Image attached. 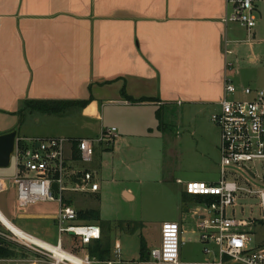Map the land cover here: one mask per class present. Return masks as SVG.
Returning a JSON list of instances; mask_svg holds the SVG:
<instances>
[{"label": "crops", "instance_id": "0c3cea01", "mask_svg": "<svg viewBox=\"0 0 264 264\" xmlns=\"http://www.w3.org/2000/svg\"><path fill=\"white\" fill-rule=\"evenodd\" d=\"M260 3L262 5V0L257 2V9ZM225 9V0H0V134L18 127L16 117L26 100L90 98L78 112L85 119V125L92 128L91 137L85 138H97L102 129L114 126L117 128L114 141L119 137L123 139L130 160L141 158L146 150L143 142H149L154 134L150 107L157 105L156 111H160L162 117V108L167 105L218 106V110L225 73L231 75L235 71L230 56L237 58V44L243 41L236 32L239 24H225L223 21ZM250 58L255 61L251 53ZM235 85L238 95H242L244 85ZM129 96L134 99L154 98V101L132 102L130 105L119 103L125 99L131 101ZM107 105L112 108L110 123H106ZM88 109L95 113H88ZM34 115L36 117L39 113ZM182 125H186V134L197 139L201 157L208 155L211 158L206 143L211 142V146L219 148L220 133L216 130L215 134L211 123L201 117H188L182 120ZM17 137L27 136L18 132ZM12 160L14 175H0V179L13 180L16 162L14 158ZM73 163L71 161V166ZM194 173L196 178H178L177 183L182 184V198L190 205L199 230L198 219L206 215L201 208L204 203L187 194L183 184L188 180H218L212 177L217 174L216 168L207 172L200 167V171ZM123 192L126 198H134L130 189L125 188ZM30 206L16 215L0 206V213L19 229L56 243L57 240L49 239L54 237L50 232L26 230L18 224L26 219L55 220L57 213L30 211ZM166 222L181 225L184 241L180 260H193V263H182L214 264L217 255L207 252L206 248H215L201 240L200 231L193 242L197 250L190 256L183 249L187 240L193 241L186 237L184 219ZM0 223L6 227L1 218ZM98 225L102 230L100 241H105L108 249L102 255L104 257H93L95 260L102 264H152L150 250L154 247L148 248L145 237L147 256L141 258L140 245L138 254L124 258L119 234L107 233L106 225ZM191 234H196V230L192 229ZM72 246L71 241L67 249ZM118 247L120 256H117ZM17 249V253L24 254L18 259L28 260L21 264H51L43 259L44 256L21 245ZM80 252H88L87 247ZM11 259L1 264H12ZM232 261L225 262H236Z\"/></svg>", "mask_w": 264, "mask_h": 264}, {"label": "rangeland", "instance_id": "374dc122", "mask_svg": "<svg viewBox=\"0 0 264 264\" xmlns=\"http://www.w3.org/2000/svg\"><path fill=\"white\" fill-rule=\"evenodd\" d=\"M256 15L257 24L253 29L256 35L253 33L251 42H247L248 32L236 25V32L243 41L237 44V58L235 55L230 56V60L235 65V71L231 72V75L238 86L264 88V0H262V5L260 3ZM250 53L255 56V61L251 60ZM242 97H245L243 92L242 95H238V98ZM217 107H190L188 104L167 105V107L162 108L163 117L161 121L157 116V105H155L150 107L151 119L153 120L151 127H153L154 134L149 142H143L146 145V150L141 158L131 161L126 152V143L119 137L111 144L95 141L93 160L89 163L74 162L72 164L75 168L89 169L94 174V180L99 183L100 189L97 193H91V191L67 192L66 197L72 200L77 209H99L100 220H94V222L106 225L107 233L119 234L123 243L124 258L138 254L144 237L148 248L157 246L163 223L170 220L180 221L182 218L188 232L186 237H191L193 240H187L183 249L190 256L196 252L197 247L193 242L195 238L199 237V230L195 226L192 217L193 211L191 208L189 209L190 205L185 203L182 198V184L177 183V179L196 178L194 172L200 171V167H203L207 169V172L216 168L217 174L212 175V177L219 180L220 149L211 146V142H207L206 145L211 158L208 155L201 157L200 149L196 145L197 139H192L186 134L187 132L184 131L186 125H182V120L184 121L191 116L204 118L211 123L215 134L216 130L220 133V129L211 119ZM78 112L79 109L72 108L65 110L60 115L39 114L37 115L39 117H35L34 114H26L24 117L26 122L22 121L24 118L19 114L16 117L19 120L16 129L20 135L25 134L27 137L72 136L70 138L74 139L91 137L92 128L85 125V119L80 117ZM87 112L95 113L91 109H88ZM105 113L106 123H110L112 108L107 105ZM126 116L127 114L124 115V117ZM159 125L160 129L158 128ZM181 130L183 132H180ZM213 148L215 149L213 150ZM251 166L254 176L242 173L239 182L254 191L264 189V162H255ZM14 172V163L8 167L0 168V175L13 176ZM241 175L238 174V176ZM4 179L7 182V187L0 190V206L5 207V211L11 215L19 214L22 210L16 206L14 179ZM125 188L134 193V198H126L123 192ZM201 208L208 214L204 205H201ZM33 209H37L39 212L58 213L59 205L57 202L51 201L39 202L30 206V211ZM227 214L246 219L252 226L248 227V229H252L249 233V247H255L264 239V223L259 226L254 221L255 218H264L260 199L255 194L238 195L236 204L227 208ZM129 220L134 221V223L128 222ZM18 224L23 229L48 231L54 235L53 238L49 239L54 242L57 240V222L54 219H26L22 222L19 221ZM192 229L196 230V234H191ZM0 230L13 236L1 223ZM62 240L65 248H67L71 245L72 237L68 233H63ZM15 243L19 245L17 242ZM23 255L18 252L17 257L11 259L12 264L28 262L25 259H18ZM35 258L37 259V256ZM38 259L42 261L41 256H38ZM43 259L49 263L51 261L45 257ZM149 261L154 263L151 257ZM182 261L192 262L193 260L189 258L188 260L182 259ZM236 262L232 264H245L240 261Z\"/></svg>", "mask_w": 264, "mask_h": 264}, {"label": "built area", "instance_id": "2783aa9c", "mask_svg": "<svg viewBox=\"0 0 264 264\" xmlns=\"http://www.w3.org/2000/svg\"><path fill=\"white\" fill-rule=\"evenodd\" d=\"M258 1L225 0L223 21L225 24L237 23L247 29L248 42L253 39V29L257 24ZM233 80V76L226 72L219 108L211 116L220 129V179L217 182L188 180L184 182L183 188L190 195L211 198L210 202H203L208 214L199 217L198 228L201 240L215 248H206L207 252L216 253L214 264H224L226 258L245 264H264V239L255 247H249L248 239L252 229L248 227L252 226L246 219L227 214V208L236 204L238 195L247 193L259 197L261 210L264 212V189L254 191L239 182L242 173L254 176L252 163L264 162V88L246 86L242 89L245 97L238 98V88ZM119 103L130 105L132 101L125 99ZM116 136L117 128L112 126L102 129L97 138L93 139L64 136L17 137L12 155L16 162L13 178L16 206L24 211L39 202H57L59 210L55 220L58 239L56 243H50L25 230L20 229L21 233H15L9 228L13 236L1 230L0 236L44 256L51 260V264H99L88 252L80 254L75 246L67 249L63 245V233L77 237L83 247L100 239L102 235L98 224L79 217L78 209L72 202H68L66 193L99 190L94 174L90 170L71 166V161L91 162L94 142L111 144ZM73 151L77 152L78 160L73 159ZM54 183L57 184L56 190L53 188ZM6 187V180L0 179V190ZM254 221L261 226L264 218H255ZM38 240L51 248L37 242ZM183 241L179 222L164 223L159 245L150 250L153 264H183L180 260ZM117 251V256H120L119 247ZM8 260L0 258V264Z\"/></svg>", "mask_w": 264, "mask_h": 264}, {"label": "trees", "instance_id": "16d2710c", "mask_svg": "<svg viewBox=\"0 0 264 264\" xmlns=\"http://www.w3.org/2000/svg\"><path fill=\"white\" fill-rule=\"evenodd\" d=\"M124 94H126L125 90H123ZM132 102L138 103V102H145V101H154V98H141V99H134L133 97L129 96ZM91 99H71V100H58V99H47V100H26L23 102V105L19 109L18 113L21 115L22 118L26 116V114L31 113H39V114H54V115H60L65 112V110L77 108V109H83L90 101ZM157 116L161 120L162 115H160V111H157ZM25 118L22 120L24 121ZM162 121V120H161ZM162 124V123H161ZM74 160H78L79 156L76 151H73L72 155ZM188 194V193H187ZM190 195V194H189ZM195 196L198 200L202 202H210L211 198H206L201 195H192ZM68 202H72L71 199H68ZM79 217L81 219L87 220V221H93L94 220H100V211L99 209H79L78 210ZM99 241V243H97ZM96 240L92 243H90L87 247L88 252L91 257H96V255H99L100 257H104L102 255H105L107 253L108 246L104 243H102L99 240ZM72 244L75 249L78 250L84 248L77 237H72ZM18 245L10 240L5 239L4 237L0 236V258H14L18 255L17 249ZM21 248V247H20ZM141 258H145L147 256V250H146V243L145 239L142 238L141 242ZM226 261L229 260L228 258L225 259ZM144 261V260H143Z\"/></svg>", "mask_w": 264, "mask_h": 264}, {"label": "water", "instance_id": "95a60500", "mask_svg": "<svg viewBox=\"0 0 264 264\" xmlns=\"http://www.w3.org/2000/svg\"><path fill=\"white\" fill-rule=\"evenodd\" d=\"M17 134L18 131L16 129L0 134V167L10 166L15 150ZM53 188L55 190L57 189L56 183L53 184Z\"/></svg>", "mask_w": 264, "mask_h": 264}, {"label": "bare ground", "instance_id": "6f19581e", "mask_svg": "<svg viewBox=\"0 0 264 264\" xmlns=\"http://www.w3.org/2000/svg\"><path fill=\"white\" fill-rule=\"evenodd\" d=\"M0 218L3 220L5 226H6L7 228L11 229V231H13V232H15V233H21V230H20L18 227H16L15 225H13L12 223H10L9 221H7V220L1 215V213H0ZM37 242H39V243H41V244H43V245H45V246L51 248L50 245L45 244L44 242H42V241H40V240H38ZM64 255H66V256H68V257H71V256L68 255V254H64Z\"/></svg>", "mask_w": 264, "mask_h": 264}]
</instances>
